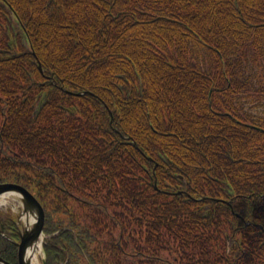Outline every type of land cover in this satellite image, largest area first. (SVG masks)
<instances>
[{"label": "trees", "instance_id": "obj_1", "mask_svg": "<svg viewBox=\"0 0 264 264\" xmlns=\"http://www.w3.org/2000/svg\"><path fill=\"white\" fill-rule=\"evenodd\" d=\"M2 183L47 264H264V0H0Z\"/></svg>", "mask_w": 264, "mask_h": 264}, {"label": "water", "instance_id": "obj_2", "mask_svg": "<svg viewBox=\"0 0 264 264\" xmlns=\"http://www.w3.org/2000/svg\"><path fill=\"white\" fill-rule=\"evenodd\" d=\"M40 69L42 70L41 66ZM83 94L84 93H79V95ZM126 139L133 140L131 137H128ZM135 146L137 147L136 143ZM4 193H13V196L17 197L21 202V207L19 208L20 215L18 216L19 221H21V217L24 215H26V217L33 216L35 218V221L32 225H30L26 221V225L22 226V229L19 232V242L12 240L19 248V264H32L31 251L37 248V245L42 242L44 237V226L46 220L45 211L39 200L22 185H18L15 183L0 184V195ZM0 263L10 264L1 257ZM42 264H47V260L45 258L42 259Z\"/></svg>", "mask_w": 264, "mask_h": 264}, {"label": "bare ground", "instance_id": "obj_3", "mask_svg": "<svg viewBox=\"0 0 264 264\" xmlns=\"http://www.w3.org/2000/svg\"><path fill=\"white\" fill-rule=\"evenodd\" d=\"M15 195V194H14ZM13 196V193L9 194V193H4L2 195H0V206L5 205L7 203H9V198ZM23 218L25 219V221H27V223H29L30 225H32L35 221V218L33 216L29 217L26 215L23 216ZM42 250L41 244L37 245V248L35 250L31 251V262L32 264H40V258H39V253Z\"/></svg>", "mask_w": 264, "mask_h": 264}, {"label": "rangeland", "instance_id": "obj_4", "mask_svg": "<svg viewBox=\"0 0 264 264\" xmlns=\"http://www.w3.org/2000/svg\"><path fill=\"white\" fill-rule=\"evenodd\" d=\"M8 200H9V203L0 206V208H4L6 210H10V208H11L17 214L18 213L17 206L19 205L18 202H17V197L11 196ZM44 257H45L44 251L41 250L40 253H39L40 264H42V258H44Z\"/></svg>", "mask_w": 264, "mask_h": 264}]
</instances>
